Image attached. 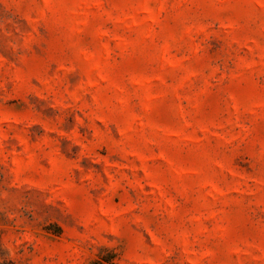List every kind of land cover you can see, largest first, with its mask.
<instances>
[{
	"label": "rangeland",
	"instance_id": "374dc122",
	"mask_svg": "<svg viewBox=\"0 0 264 264\" xmlns=\"http://www.w3.org/2000/svg\"><path fill=\"white\" fill-rule=\"evenodd\" d=\"M0 264H264V0H0Z\"/></svg>",
	"mask_w": 264,
	"mask_h": 264
},
{
	"label": "trees",
	"instance_id": "16d2710c",
	"mask_svg": "<svg viewBox=\"0 0 264 264\" xmlns=\"http://www.w3.org/2000/svg\"><path fill=\"white\" fill-rule=\"evenodd\" d=\"M106 263H110V262H106Z\"/></svg>",
	"mask_w": 264,
	"mask_h": 264
}]
</instances>
